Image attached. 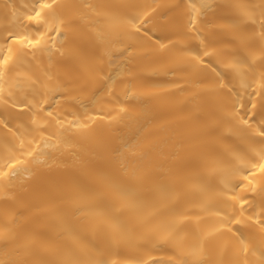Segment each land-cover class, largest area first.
Masks as SVG:
<instances>
[{"label": "bare ground", "instance_id": "6f19581e", "mask_svg": "<svg viewBox=\"0 0 264 264\" xmlns=\"http://www.w3.org/2000/svg\"><path fill=\"white\" fill-rule=\"evenodd\" d=\"M0 264H264V0H0Z\"/></svg>", "mask_w": 264, "mask_h": 264}]
</instances>
